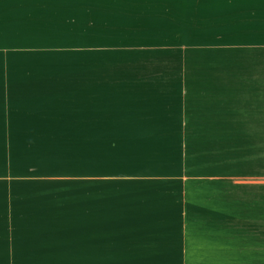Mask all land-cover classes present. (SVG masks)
I'll return each mask as SVG.
<instances>
[{
    "label": "rangeland",
    "instance_id": "obj_1",
    "mask_svg": "<svg viewBox=\"0 0 264 264\" xmlns=\"http://www.w3.org/2000/svg\"><path fill=\"white\" fill-rule=\"evenodd\" d=\"M134 32L2 63L0 264H264V102Z\"/></svg>",
    "mask_w": 264,
    "mask_h": 264
},
{
    "label": "crops",
    "instance_id": "obj_2",
    "mask_svg": "<svg viewBox=\"0 0 264 264\" xmlns=\"http://www.w3.org/2000/svg\"><path fill=\"white\" fill-rule=\"evenodd\" d=\"M122 30H173L179 51L236 54L247 99L264 102V0H0V67L20 54L113 51L101 38Z\"/></svg>",
    "mask_w": 264,
    "mask_h": 264
}]
</instances>
